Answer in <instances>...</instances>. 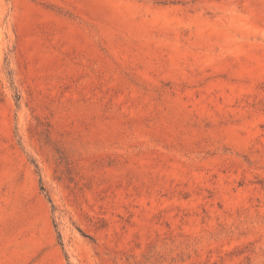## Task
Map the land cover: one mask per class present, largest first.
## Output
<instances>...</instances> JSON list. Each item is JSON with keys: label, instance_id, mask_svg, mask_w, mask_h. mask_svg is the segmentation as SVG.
Wrapping results in <instances>:
<instances>
[{"label": "rangeland", "instance_id": "rangeland-1", "mask_svg": "<svg viewBox=\"0 0 264 264\" xmlns=\"http://www.w3.org/2000/svg\"><path fill=\"white\" fill-rule=\"evenodd\" d=\"M0 264H264V0H0Z\"/></svg>", "mask_w": 264, "mask_h": 264}, {"label": "trees", "instance_id": "trees-1", "mask_svg": "<svg viewBox=\"0 0 264 264\" xmlns=\"http://www.w3.org/2000/svg\"><path fill=\"white\" fill-rule=\"evenodd\" d=\"M41 189L44 190V187L41 185Z\"/></svg>", "mask_w": 264, "mask_h": 264}]
</instances>
